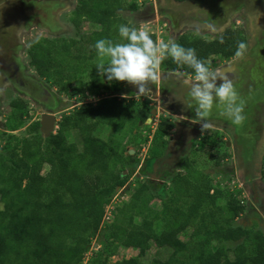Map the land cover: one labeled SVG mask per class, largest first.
I'll list each match as a JSON object with an SVG mask.
<instances>
[{"label": "trees", "instance_id": "16d2710c", "mask_svg": "<svg viewBox=\"0 0 264 264\" xmlns=\"http://www.w3.org/2000/svg\"><path fill=\"white\" fill-rule=\"evenodd\" d=\"M77 1L72 21L79 36L46 39L31 53L38 74L64 91L95 59L107 64L106 58L98 56L95 42H123L119 26L135 27L123 14L140 8L128 0ZM86 24L96 27L89 35L83 34ZM149 34L154 41L159 40L157 33ZM89 42L91 49L85 47ZM176 43L195 49L211 71L217 68L219 59L238 58L235 53L240 43L247 45L245 52L249 47L242 28H230L212 38L188 32ZM160 66L167 72L194 76L192 69L170 57ZM121 83L112 81L109 85L118 91ZM148 118V110L137 102L124 106L118 100H106L90 112L82 109L77 116L63 118L57 134L47 139L37 134L0 153V264H84L92 241L98 239L103 252H97L88 264H109V258L123 247L139 254L115 264H144L141 259L153 245L171 249L172 254L151 264H264V230L238 225L246 213L238 197L230 194L226 198L210 177L187 165L185 174L169 177L173 189L167 197L153 195L147 185L135 187L132 199L116 210L114 221L104 228L109 198L116 188L127 184L119 169L134 161L121 152L122 141H104L94 134L100 126L124 130L127 125L133 128L145 124ZM38 129L39 125L34 131ZM175 129L172 120L161 119L153 138V157L166 152V138ZM69 131L79 132L81 150L69 143ZM45 168H49L46 175ZM197 175L200 177H192ZM155 199L161 201L158 209L151 204ZM224 199L226 203L221 205Z\"/></svg>", "mask_w": 264, "mask_h": 264}, {"label": "rangeland", "instance_id": "374dc122", "mask_svg": "<svg viewBox=\"0 0 264 264\" xmlns=\"http://www.w3.org/2000/svg\"><path fill=\"white\" fill-rule=\"evenodd\" d=\"M208 1L202 0L190 4H180L174 0H128V3L137 4L140 8L133 13L125 12L123 16H126V19L137 28L143 27L149 33L156 32L159 36L158 41L176 42L180 34L186 32L205 36L219 35L226 26L219 28L209 23L211 11L213 10ZM73 2V5H76L75 7L68 6L65 9L62 6L59 20L75 26L72 18L78 7V1L73 0ZM221 7H218L217 10L215 9L216 12H219ZM193 15H198V17ZM95 28L86 24L83 28V34L89 35ZM68 30L70 33L64 35L66 38L79 36L76 27L73 31L69 28ZM64 36L55 38L48 36L44 31L38 30H34L30 35L24 36V43L27 48L26 59L32 70L37 72L31 59V53L35 49L36 44L44 42L46 39L48 41H53L54 39L58 41ZM91 45L92 43L89 42L85 47L91 49ZM256 52L252 56H248V58L251 57L253 59ZM88 55L90 54L88 53ZM94 62L86 71L84 70V72L76 75V78L72 81L71 88L67 91L62 90L53 81H47L39 75L40 79L49 89L56 93L62 103V109L55 115L56 128L48 136H44L39 122L41 112L37 109L35 110L31 104H29L28 108H20L14 113L16 115L13 114V116H10L8 109L2 120L4 127H0V153L9 152L8 149L16 147L18 141L33 139L37 134H41L44 139L57 134L59 123L63 118L77 116L82 109H89L90 112V109L99 107L102 101L118 100L124 106L137 102L148 110V120L150 119L151 122L147 120L145 124L138 123L133 128L127 125L124 130L100 126L94 134L104 141L110 138L122 141L121 152L127 157L126 159L131 157L134 161L133 164L127 163L119 169L120 177L125 178L127 184L123 188H116L115 193L109 198L104 218V228L107 224L110 225L114 221L116 210L132 199L135 187L140 184L149 186V192L153 193V195L162 193V195L166 196L171 193V189H173L171 178L169 179L168 177L166 180L160 181L150 176L151 170L154 164H157L158 159V157H153L154 134L159 128L161 119L165 117L164 115H167L168 119L174 123H183L200 131L198 138L194 141L193 149L182 161L181 166L176 169L174 175L185 174L186 165L190 168L198 169L205 177L211 178L215 187L224 191L226 198L230 194H235L242 205L245 206L246 213L238 220V225L258 227L264 230V123L262 126L261 122V119H264V71L257 72L254 69V72H251L252 69H250L248 71V73H251L250 80L251 77L253 78L250 82L247 79L238 80L234 78L237 74L240 76L243 68L246 71L243 64L238 67L233 64L234 61L229 63L219 59L217 68L212 70L213 73L226 75L245 102L243 113L245 120L243 124L235 125L225 114L223 105L219 103H216L212 109L214 111L212 115L221 116L219 121H214L213 117H211V120L207 119V121L201 122L196 117V102L189 95V89L184 83L185 80L191 79L192 76L167 72L160 66V80L149 85L150 93L137 95L135 94L136 89L126 82H122L119 85L118 91L115 90L118 89L117 87H111L107 78L102 77L96 68L99 63H105V61L98 58ZM246 66L252 67L250 64H246ZM66 77H68V73ZM66 82L67 79L64 83ZM153 111H156L155 115ZM2 123L0 124L2 125ZM205 124L207 125L206 127L204 126ZM37 125H39V129L35 132L34 129ZM256 132H258V137L254 140L253 137L255 135H252V133L255 134ZM176 133V129L172 130L166 140L170 143V139ZM66 136L70 144L77 145L79 150L83 148L79 132L69 131ZM43 147L45 148L46 144H43ZM246 147H251V149L249 148L251 150L250 156H248ZM48 171L49 168H45L44 174L46 175ZM225 203V199L220 202L221 205H225ZM1 204L0 202V208L2 207ZM151 204L156 209L161 207L159 199H155ZM204 217L205 214H203ZM182 239L186 241L187 237H182ZM97 252H103L99 239L92 241L90 252L86 258L87 264ZM138 252L135 249L120 248L115 253V256L109 258V264L137 257ZM171 254V249H160L153 245L147 255L141 260L144 264H151L155 259L167 260Z\"/></svg>", "mask_w": 264, "mask_h": 264}, {"label": "flooded vegetation", "instance_id": "af4514ba", "mask_svg": "<svg viewBox=\"0 0 264 264\" xmlns=\"http://www.w3.org/2000/svg\"><path fill=\"white\" fill-rule=\"evenodd\" d=\"M200 1L202 0L180 4ZM208 2L213 10L210 21L208 19L209 23L219 28L226 26L220 35L230 28L245 30L249 41L245 56L228 62L234 61L233 64L238 67L243 64L246 71L243 69L242 78L250 80L251 73H248L250 69H252L251 72H254V69L257 72L264 69V0H210ZM7 4L11 5L4 9V13H0V123L8 109L10 116H13L17 110L22 107L28 108L31 104L35 110L41 112L39 122L42 127L43 116L58 114L62 109V103L56 93L40 79L38 72L31 69L26 59L27 48L24 36L30 35L34 30L44 31L48 36L55 38L69 34L68 28L73 31L75 26L59 20L60 9L62 6L66 9L68 6L76 5H73V0H0V7ZM220 6L222 7L219 12H216ZM193 16L198 17V15ZM255 51L257 52L252 61L248 62V59H251L248 56H252ZM246 64L252 67H247ZM234 78L238 79V74ZM213 113L212 110L211 115ZM261 122L263 126L264 119H261ZM56 125L57 123L54 129ZM0 127H4L3 123ZM252 135H255L253 137L255 140L258 132ZM193 145L192 148L186 147L183 150L180 146L177 158H174L173 153H168L167 148L166 152L157 159V164L155 163L157 166L154 164L150 176L156 180H166L181 166L182 161L193 149Z\"/></svg>", "mask_w": 264, "mask_h": 264}, {"label": "clouds", "instance_id": "9594fccd", "mask_svg": "<svg viewBox=\"0 0 264 264\" xmlns=\"http://www.w3.org/2000/svg\"><path fill=\"white\" fill-rule=\"evenodd\" d=\"M118 31L123 42L100 39L94 45L98 56L107 58V64L101 62L96 68L108 82H126L136 89L135 94L147 95L151 91L149 85L160 80L162 60L170 57L178 65L187 66L194 72V76L184 83L196 102V117L199 120L207 121L214 105L219 103L233 124H243L245 102L234 84L227 76L213 73L198 58L195 49L185 48L176 42L154 41L143 27L122 24ZM246 48L245 43H240L235 55L243 57Z\"/></svg>", "mask_w": 264, "mask_h": 264}, {"label": "water", "instance_id": "95a60500", "mask_svg": "<svg viewBox=\"0 0 264 264\" xmlns=\"http://www.w3.org/2000/svg\"><path fill=\"white\" fill-rule=\"evenodd\" d=\"M10 5L7 4V5L0 7V13L1 12L4 13V9L9 8ZM155 113L156 111H153L154 115ZM148 122H151V120L149 119ZM41 124H42L43 135L48 136L51 132L54 131V126L56 124V117L54 115H44L43 121ZM175 126L177 130V134L174 138L170 139L167 152L173 153L174 158L175 157L177 158L179 147L181 146V150L185 149L186 147L192 148L193 142L198 138L200 131L198 129H195L194 127L185 125L183 123L177 122L175 123Z\"/></svg>", "mask_w": 264, "mask_h": 264}, {"label": "crops", "instance_id": "0c3cea01", "mask_svg": "<svg viewBox=\"0 0 264 264\" xmlns=\"http://www.w3.org/2000/svg\"><path fill=\"white\" fill-rule=\"evenodd\" d=\"M132 13H133V12H132ZM125 18H126V16H125ZM131 24H132V23H131ZM155 33H156V32H155ZM186 33H188V32H186ZM183 34H185V33H183ZM181 35H182V34H180V36H181ZM219 35H220V34H219ZM217 36H218V35H217ZM209 38H212V37H209ZM248 48H249V47H248ZM247 50H248V49H247ZM246 52H247V51H246ZM246 52H245V53H246ZM244 56H245V54H244ZM238 58H239V57H238ZM241 58H242V57H241ZM250 61H252V58H251V59H248V62H250ZM243 69H244V68H243ZM262 71H264V69H263ZM225 76H226V75H225ZM243 79H244V77L242 78V72H241V76H238V80H243ZM252 80H253V78L251 77V81H252ZM251 81H250V82H251ZM250 113L252 114L251 111H250ZM164 116H165L166 118H168L167 115H164ZM211 117H213V120H214V121H215V120H216V121H219V119H220L221 116H218V115L215 116V114H214V115L210 116L208 119L211 120V119H212ZM197 120H198V119H197ZM200 121H201V120H200ZM214 121H213V122H214ZM201 122H202V121H201ZM218 130H220V129H218ZM222 132H223V131H222ZM239 135H240V134H239ZM240 138H241V137H240ZM254 144H255V143H254ZM229 145H230V143H229ZM249 148L251 149V147H246V148H245L246 150H248V156L251 155V152H250L251 150H250ZM248 156H247V157H248Z\"/></svg>", "mask_w": 264, "mask_h": 264}]
</instances>
